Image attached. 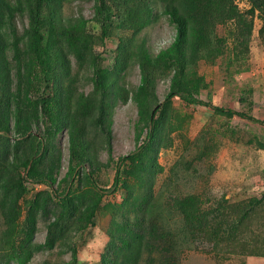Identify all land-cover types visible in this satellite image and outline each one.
<instances>
[{
	"label": "trees",
	"instance_id": "trees-1",
	"mask_svg": "<svg viewBox=\"0 0 264 264\" xmlns=\"http://www.w3.org/2000/svg\"><path fill=\"white\" fill-rule=\"evenodd\" d=\"M236 1L94 0L92 20L83 15L65 20L63 10L68 0H0V133L14 131L20 137L14 144L13 158L6 156V165L0 163V264H31L36 252L57 246L71 254L72 261L66 264H78L77 244L71 239L94 225L105 194L119 188H125L128 195L122 202L121 231L108 241L100 264H182L179 235L163 217L171 209L175 216H183L181 235L186 240L204 234L203 238L219 246L232 234V228L224 230L215 217L179 207L180 198L162 201L154 191L161 171L156 159L151 167L141 165V161L153 151L160 133L156 117L161 106L154 91L160 76H171L166 101L179 97L189 105H203L221 115H237L264 125L263 120L198 99L196 94L204 83L190 86L184 82L188 68L227 44L226 37L215 34L218 25L234 22L240 26L242 37L234 45L242 49L252 34L253 16L258 12L264 20V0H247L250 8L246 12L240 11ZM160 15L168 17L175 37L167 48L153 55L147 39H140V35ZM25 17L28 25L20 31L18 18ZM112 29L120 32L119 42L124 43H120L113 69L108 70L102 66L97 47L111 37ZM133 66H138L141 82L132 96L122 84V74ZM84 77L93 84L89 92L78 88ZM110 94L124 103L131 95L138 106L137 148L118 161L112 157V121L107 120ZM97 129L103 132L109 161L115 165L109 191L95 179L101 168L96 150L89 151L88 136ZM63 131L69 140V168L55 186L61 169V152L55 140ZM50 133L53 137L48 138ZM25 178L48 189L26 200ZM129 178L138 186L130 184ZM77 180L88 191L85 197L73 194ZM137 188L143 189L141 194ZM21 201L33 215V222L40 213L48 219L44 244H34L33 230L21 224ZM247 210L238 215L244 217Z\"/></svg>",
	"mask_w": 264,
	"mask_h": 264
},
{
	"label": "rangeland",
	"instance_id": "rangeland-1",
	"mask_svg": "<svg viewBox=\"0 0 264 264\" xmlns=\"http://www.w3.org/2000/svg\"><path fill=\"white\" fill-rule=\"evenodd\" d=\"M239 1L241 11L246 12L248 3ZM79 15L92 20L94 0H68L63 18L68 20ZM252 21V34L242 49L234 43L242 37L243 29L234 22L218 25L215 34L218 38L226 37L227 44L219 46L218 53L216 51L214 55L202 58L197 65L188 68L184 82L190 86L204 83L196 94L204 102L264 121V20L254 15ZM27 25L26 17L18 18L20 31ZM110 35L103 46L97 47V53L102 55V66L108 70L113 69L120 43H124L123 40L119 42L118 30H110ZM174 37L175 28L163 15L140 35V39H147L153 55L167 48ZM122 77H125L122 84L133 92L131 95L134 94L141 82L138 66L125 71ZM170 79V75L160 76L154 83L157 103L161 106L156 117L160 133L152 145L153 151L144 157L141 165L151 167L156 159L161 171L157 174L154 191L162 201L180 198L182 202L179 207L215 217L223 224L224 230L232 228V234L225 236V241L219 246L203 238L204 234L196 237L198 239L194 238L196 240H186L183 238V216H175L173 209L165 212L164 221L179 235L182 264H264V125L237 115H221L203 105H189L179 97L166 101ZM78 88L89 92L93 84L84 77L78 83ZM131 95L127 103L118 96L109 95L107 120L112 121L114 161L135 152L137 148L135 125L139 118L138 106ZM89 135V151L92 153L96 150L97 165L101 168L95 179L101 188L109 191L113 185L115 165L111 166L109 161L105 136L98 129ZM51 137L52 133L48 138ZM56 139L57 151L61 152V169L55 184L58 186L69 168L67 132H61ZM17 140L20 137L14 131L0 133L1 164L6 165V156L10 160L13 158V147ZM85 170H88L87 166ZM21 172L24 175L23 169ZM128 181L137 185L132 178ZM23 182L29 191L26 200L48 189L26 178ZM72 191L83 197L88 192L78 180L72 186ZM142 191L137 188L138 194ZM127 196L125 188L106 193L94 225L71 239L77 244L78 264L101 263L108 241L114 233L121 231L119 221L123 213L122 202ZM21 202V224L26 223V228L33 230L34 244H44L48 219L40 213L33 222V215L28 212L24 201ZM244 208L248 210L241 217L238 214ZM61 250L59 246L54 249L43 248L35 253L31 264L44 261L66 264L72 261L71 254Z\"/></svg>",
	"mask_w": 264,
	"mask_h": 264
},
{
	"label": "clouds",
	"instance_id": "clouds-1",
	"mask_svg": "<svg viewBox=\"0 0 264 264\" xmlns=\"http://www.w3.org/2000/svg\"><path fill=\"white\" fill-rule=\"evenodd\" d=\"M247 3H248V9L250 8V4H249V2L247 1V0H245ZM236 5L239 7V9H240V11H241V7H240V1L239 0H237L236 1ZM242 12V11H241ZM256 16L258 17V12H257V14H256Z\"/></svg>",
	"mask_w": 264,
	"mask_h": 264
}]
</instances>
